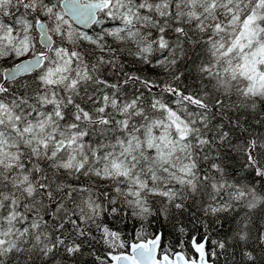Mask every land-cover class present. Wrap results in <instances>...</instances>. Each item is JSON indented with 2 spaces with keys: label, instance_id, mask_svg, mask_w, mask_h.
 <instances>
[{
  "label": "snow or ice",
  "instance_id": "6c2138e0",
  "mask_svg": "<svg viewBox=\"0 0 264 264\" xmlns=\"http://www.w3.org/2000/svg\"><path fill=\"white\" fill-rule=\"evenodd\" d=\"M0 264H264V0H0Z\"/></svg>",
  "mask_w": 264,
  "mask_h": 264
},
{
  "label": "trees",
  "instance_id": "16d2710c",
  "mask_svg": "<svg viewBox=\"0 0 264 264\" xmlns=\"http://www.w3.org/2000/svg\"><path fill=\"white\" fill-rule=\"evenodd\" d=\"M131 228H132V225L129 224L127 226L126 230L127 231H131ZM148 231L149 232H152V231H163L164 234H165L164 243H167L168 241H171L172 244H173V247L175 246L176 241H175L174 234L171 233L167 227H162L160 222H156L152 227L148 228ZM188 252H189V254H192V250L190 248L188 249Z\"/></svg>",
  "mask_w": 264,
  "mask_h": 264
}]
</instances>
